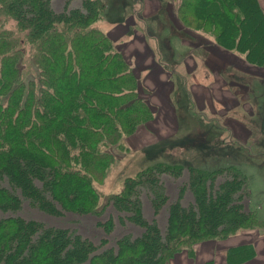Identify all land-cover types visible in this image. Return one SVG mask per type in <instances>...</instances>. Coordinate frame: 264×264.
I'll list each match as a JSON object with an SVG mask.
<instances>
[{
    "label": "trees",
    "instance_id": "obj_1",
    "mask_svg": "<svg viewBox=\"0 0 264 264\" xmlns=\"http://www.w3.org/2000/svg\"><path fill=\"white\" fill-rule=\"evenodd\" d=\"M51 1L0 0V214L16 215L0 218V264H169L182 251L192 257L200 242L261 227L246 175L226 160L210 169L201 160L163 158L126 178L119 193L99 204L93 182L114 160L102 148L135 134L152 120L153 107L139 96L136 69L94 25L105 1L80 0L69 8L67 0L59 12ZM176 1L184 29L264 67V12L257 0ZM8 21L15 29L4 27ZM188 141L194 148L196 141ZM163 176L180 182L175 198ZM142 192L150 197V220ZM24 202L55 219L67 213L100 217L110 205L141 232L99 249L67 228L19 217ZM164 209L162 229L155 217ZM98 225L112 231L111 219ZM252 255L250 246L237 247L227 260Z\"/></svg>",
    "mask_w": 264,
    "mask_h": 264
},
{
    "label": "rangeland",
    "instance_id": "obj_2",
    "mask_svg": "<svg viewBox=\"0 0 264 264\" xmlns=\"http://www.w3.org/2000/svg\"><path fill=\"white\" fill-rule=\"evenodd\" d=\"M104 1L106 7L101 12L100 18L94 25L114 41L116 48H118L124 56L126 54L123 53V50L124 47L125 49L127 47L125 42L136 39V37L141 39L138 32H147L155 37H161L157 38L158 45L160 46L156 53V60L158 63L164 64L166 69H168L178 61V57L181 54L177 49L183 51L180 45H184L178 42L177 31L179 29L175 28L176 26L174 27L168 16L170 1L173 3L172 7L174 6L176 8V0H161L163 4L160 8H157V4L154 2H146L144 5L145 0L139 2L136 0L137 2L135 5L133 4V7H130L131 0ZM66 2L67 0H52V9L56 12L62 11ZM167 3L168 6H166ZM79 6L80 0H71L68 7L75 8ZM4 27L15 29L12 21L5 23ZM111 28L113 34L107 32L108 30L111 31ZM134 31L138 33V36L134 34ZM124 32L126 33L123 34ZM191 32L198 36L194 37L190 35L191 37L187 38L191 46L205 43L204 40L201 39L202 36L204 37L205 35L199 32ZM116 34H121L122 36L119 35L121 37L117 38L118 35ZM210 39L211 38H209V40ZM137 40L134 42L139 41ZM125 59L136 69V65L130 62L133 61V59L126 58V56ZM25 65L27 66L28 64ZM136 74H139V71H136ZM139 76V81L142 82V75L140 74ZM177 78L181 83L180 86L177 85L174 90V93L176 92L178 97H176L177 105L174 104L175 119L173 117L174 121L171 123L173 125L171 128L162 130L164 128L163 124L166 125L168 120L163 118L162 115L158 117V113L153 109L154 117L152 120L141 125L135 134L129 137H122L119 145L102 148V150L113 154L114 160L106 171L104 178L93 182L94 188L100 195L99 204L103 206L108 197L119 193L124 186L126 178L135 177L140 170L154 162H161L163 158L171 160L177 159L180 160V162L188 164H190V162L193 163L192 160H194L197 165L200 164L199 162L201 160V164H207V166L202 165V167L210 169L221 166V162L226 160L237 165L246 175L248 179L250 208L252 210L262 209L258 211V217L262 219L261 217L264 216V114L260 115L257 119L252 118L253 121H257L254 123V130L257 129L261 132L256 131L252 133L251 141H246L248 144H245L242 140L237 138L242 137V135L230 133L228 126H226L227 124H224L221 116L224 114L222 105L209 104V106L211 105L209 108L212 107L213 111L212 112L208 108L211 114L209 111H198L192 99L189 96L187 97L185 92V88L187 89L188 83L190 82L185 83V80H183L180 75H178ZM167 83L168 82H166V84ZM257 93L259 95L262 94L264 97V84L257 87ZM171 94L173 95V93ZM139 96L147 100L144 92H139ZM179 96H181V99H179ZM173 99H175V94ZM178 99L182 100L183 104H179ZM186 99L188 101H186ZM262 99V102H259L249 97L248 102L251 107H256L252 108L253 110H258L259 105L262 106L259 111L264 112V98ZM230 120L234 122L232 119ZM152 123L155 126H152ZM155 127H158V129ZM189 138L196 141L194 148L189 146ZM197 149L198 154H196ZM200 149L201 152L199 151ZM185 180L186 173H184L180 181ZM162 181L168 192L167 194L175 198L177 194L176 188L180 186V182H176L172 178L166 176L162 177ZM141 196L144 202V215L150 220L153 217V212L149 205L150 197L146 195V192H142ZM183 201L185 203L191 201L190 193L186 192ZM246 201L245 198V204L247 203ZM17 215L24 219H35L47 226L67 228L76 232L82 238L88 239L90 242L94 243L95 246H99V249L108 247L115 248L116 241L123 235L130 234L136 236L141 232V229L134 227L128 222L126 217L124 218V214L117 213L110 205L106 206L105 212L100 217H94L92 215L77 216L67 213L64 214L62 218L55 219L31 208L27 202H24L22 210L18 212ZM9 216L16 215L9 213L0 214V218ZM155 218L163 229L166 210L164 209L161 211ZM109 219L112 221V231L106 233L105 229L98 224L105 223ZM102 240L106 241L103 247L99 244Z\"/></svg>",
    "mask_w": 264,
    "mask_h": 264
},
{
    "label": "crops",
    "instance_id": "obj_3",
    "mask_svg": "<svg viewBox=\"0 0 264 264\" xmlns=\"http://www.w3.org/2000/svg\"><path fill=\"white\" fill-rule=\"evenodd\" d=\"M136 2V0H131L130 7H133ZM146 2H154L157 4V8L163 4L161 0H145L144 5ZM257 2L264 12V0H257ZM172 5L171 1L169 6L168 3L166 5L168 6V16L174 27L179 29L177 31L178 42L184 45H180L183 51L177 49L181 55L173 66L166 69L164 64L158 63L156 60V53L160 47L157 38L161 37H155L147 32H138L141 39L136 37V39L125 42L127 47L126 49L124 47L123 53L126 54V58L133 59L130 62L136 65V71H139L138 78L140 74L142 75V82L140 83L147 101L156 110L158 117L159 115L166 119L170 117L171 123H173V117L175 119L174 104L177 105L176 97H178L174 90L177 85L180 86L181 81L177 78L180 75L185 83L190 82L187 89L185 88V92L187 97L192 99L196 109L210 112L212 107L209 108L211 106L209 104L222 105L224 114L221 116L230 133L242 135V137L237 138L248 144L246 141H251L252 133L261 132L257 129L254 130V123L257 121H253L252 118L257 119L264 114L263 111H259L262 106L258 105V110H253L252 108L256 107H251L248 101L249 97L259 102H262V98H264L262 94L257 93V87L264 84V67H256L246 63L242 56L218 47L212 39L209 40V37L206 36L201 38L205 43L191 46L187 38L198 36L183 29L175 15V7ZM107 32L113 34L112 28L111 31L108 30ZM138 33L134 31L136 36ZM116 35H118L117 38L122 36L121 34ZM135 40L138 42H134ZM166 82L168 83L166 84ZM174 94L175 99H173ZM179 99V104H183L182 100ZM163 125L162 130L173 126L172 124L170 126L168 124ZM152 126L155 125L152 123ZM155 128L158 129V127ZM253 210H257L258 215V211L262 209ZM261 218L263 222L261 227L242 230L222 240L200 242L195 245L192 257L186 251H182L176 254L169 264H229L228 252L243 246H250L253 255L248 259L231 264H264V216Z\"/></svg>",
    "mask_w": 264,
    "mask_h": 264
},
{
    "label": "bare ground",
    "instance_id": "obj_4",
    "mask_svg": "<svg viewBox=\"0 0 264 264\" xmlns=\"http://www.w3.org/2000/svg\"><path fill=\"white\" fill-rule=\"evenodd\" d=\"M165 118V117H164ZM166 119V118H165ZM166 120H168L167 121V124L170 126L171 125V120H170V117H169V119H166Z\"/></svg>",
    "mask_w": 264,
    "mask_h": 264
}]
</instances>
